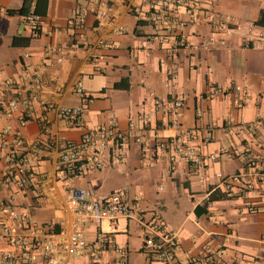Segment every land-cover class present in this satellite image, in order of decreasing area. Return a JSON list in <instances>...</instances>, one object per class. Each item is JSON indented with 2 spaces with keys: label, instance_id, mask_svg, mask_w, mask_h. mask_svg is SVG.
<instances>
[{
  "label": "crops",
  "instance_id": "obj_1",
  "mask_svg": "<svg viewBox=\"0 0 264 264\" xmlns=\"http://www.w3.org/2000/svg\"><path fill=\"white\" fill-rule=\"evenodd\" d=\"M90 1L0 0V81L19 80L25 71L43 79L29 111L17 106L11 115H0V132L7 129L3 139L8 143L18 134L25 141V148L17 147L16 151L25 156L29 173L24 189L11 182L0 183V198L25 207L34 219L35 209L46 214L35 219L39 223L68 227L71 213L65 182L55 171L61 140H78L83 129L104 124L111 115L124 130L128 117L147 109L152 97L169 99L177 95L184 101L179 115L181 126L196 127L199 132L209 129L213 134L199 146L204 156L202 167L194 168L183 160L171 166L155 150L156 137L174 134L167 115L157 112L147 124L137 127L122 161L69 177L67 184L87 188L92 195L123 186L132 197L140 190L139 214H158L166 226L177 230L174 264H264V176L253 181L255 189L248 197L255 207L253 212L247 211L243 197L228 195L221 186L213 187L217 181L213 171L232 173L242 168L237 152L244 141L252 143L259 154L258 169L264 172V122L250 131L229 134L223 130L226 120H253L256 104L264 101V47H256L252 41L247 47L241 44L245 37L254 40L264 33V0H201L205 10L228 17L232 33L217 32L205 20L187 23L180 28L187 45L177 49H168L170 38H157L146 19L147 5L141 0H105L104 25L97 28L93 16L86 13L77 33L86 37L90 46L75 48L72 41L77 34L66 20L74 8ZM15 8L21 12H5ZM29 13L37 15L36 27L27 20ZM116 24L122 25V31L112 30ZM209 34L223 36L224 44L201 48V41ZM98 37L113 45H94ZM170 69H174L171 79ZM77 80L89 96L82 127L68 125L54 109L44 106L50 100L78 104L79 97L72 90ZM235 99H240L241 105L237 106ZM4 105L1 98L0 109ZM41 123H47L50 130ZM8 147L0 149V179L7 166ZM211 153L214 157L209 156ZM102 171L106 181L98 175ZM115 174L122 178L113 180ZM236 188L233 185L232 190ZM209 194L212 198L207 200ZM197 205L199 212L194 210ZM128 220H116L114 239L120 243L126 244ZM106 223L88 222L87 241H92L97 229H104ZM92 252L100 259L111 256L108 251ZM86 258H67L63 264H83ZM28 264L42 262L38 259Z\"/></svg>",
  "mask_w": 264,
  "mask_h": 264
},
{
  "label": "built area",
  "instance_id": "obj_2",
  "mask_svg": "<svg viewBox=\"0 0 264 264\" xmlns=\"http://www.w3.org/2000/svg\"><path fill=\"white\" fill-rule=\"evenodd\" d=\"M141 1L147 5L146 19L158 35L157 38L161 41L165 40V37L170 38L171 44L168 49L187 45L185 35L180 30L187 23L205 20L215 26L217 32L220 30L226 35L232 33L233 26L227 24L228 17L205 10L201 0ZM181 12L183 16L180 15ZM86 13H90L96 21V27L101 28L106 19L105 0H91L86 6L76 7L69 14L66 24L75 32V36L77 34L72 41V46L75 48L90 46V41L84 36L79 37L77 33L83 26ZM26 18L32 27H36L37 15L29 13ZM122 29L120 24L112 28L115 32H120ZM251 41L256 47H264V33H259L254 40L245 37L241 44L247 47ZM224 42L223 36L209 34L201 41L200 47L208 48ZM94 45L109 47L113 43L98 37ZM168 74L169 79L173 78L174 69L168 70ZM42 85L41 76L29 71H25L19 80L0 81V99H5L0 115L5 117L11 115L17 106L29 111ZM54 86L58 88V84ZM235 89H239V85H235ZM72 90L79 97L78 104H60L50 100L44 106L54 109L57 116L68 125L82 127L83 112L89 96L80 80L73 83ZM234 102L237 106L241 105L240 99H235ZM149 104L147 109L128 117L124 130L118 127L116 118L111 115L106 123L83 129L78 140H61L55 171L65 182L66 202L71 213L68 227L54 228L52 224L39 223L25 207L0 198V264H28L38 259L42 264H63L67 258L80 256L87 257L83 264H127L126 244L114 239L118 218L135 219L142 231L143 245L149 247L158 259L164 260L166 264L175 263L173 251L178 244L177 230L166 226L158 214L147 217L139 214V200L142 195L140 190H137L132 197L123 186L107 193L92 195L87 188L67 184L69 177L100 169L106 163L122 161L129 140L135 137L137 127L147 124L151 116L157 112L167 115V124L174 129V134L156 137L155 150L162 153L171 166L183 160L194 168L202 167L204 156L199 152V146L213 137L211 130L205 129L199 132L196 127L181 126L179 115L184 106L181 96L176 95L169 99L152 97ZM258 122H264V101L256 104L253 120L248 123L226 120L223 130L229 134L238 130L250 131ZM41 125L45 130H50L47 123ZM5 132L7 129L0 132V149L8 144L10 147L6 150L7 166L3 170L0 183L11 182L24 189L29 181V173L25 156L19 154L16 148L21 150L25 148L26 143L18 134L7 143L3 139ZM32 148L35 149L36 145ZM237 153L242 168L232 173L213 171V176L217 179L213 187L221 186L226 194L243 197L246 200L247 211L253 212L255 207L250 204L248 197L255 189L253 181L263 177L264 172L258 169L259 154L249 140L243 142ZM209 156L214 157V154L211 153ZM45 178L42 177L41 180ZM202 178L203 175L200 174L199 179ZM233 185L237 186L235 190H232ZM51 189L52 186L47 188L48 191ZM102 220H106V227L97 229L92 241H87L86 224L88 222L97 224ZM93 249L97 252L108 251L111 256L100 259L98 254H93Z\"/></svg>",
  "mask_w": 264,
  "mask_h": 264
},
{
  "label": "rangeland",
  "instance_id": "obj_3",
  "mask_svg": "<svg viewBox=\"0 0 264 264\" xmlns=\"http://www.w3.org/2000/svg\"><path fill=\"white\" fill-rule=\"evenodd\" d=\"M98 175L103 178V181H106L107 177L105 172L102 171ZM118 178H122V176L115 174L113 180H118ZM33 213L36 220L46 217V214L41 213L38 209H35ZM124 237L127 246L128 264H166L164 260L158 259L149 247L143 245V235L140 227L131 219L128 220V231L124 233ZM188 264L200 263L198 261H192Z\"/></svg>",
  "mask_w": 264,
  "mask_h": 264
},
{
  "label": "trees",
  "instance_id": "obj_4",
  "mask_svg": "<svg viewBox=\"0 0 264 264\" xmlns=\"http://www.w3.org/2000/svg\"><path fill=\"white\" fill-rule=\"evenodd\" d=\"M5 12L8 13V14H11V13H20L21 12V9L20 8L6 9ZM210 198H212V194H209L207 196V200H210ZM194 210H195V212H199L200 211V206H198V205L195 206L194 207Z\"/></svg>",
  "mask_w": 264,
  "mask_h": 264
}]
</instances>
